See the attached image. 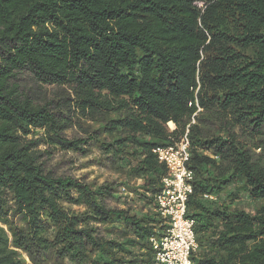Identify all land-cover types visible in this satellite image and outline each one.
Returning <instances> with one entry per match:
<instances>
[{"label": "trees", "instance_id": "obj_1", "mask_svg": "<svg viewBox=\"0 0 264 264\" xmlns=\"http://www.w3.org/2000/svg\"><path fill=\"white\" fill-rule=\"evenodd\" d=\"M186 129L192 263L264 264V0H0V264H153V150ZM90 146L148 210L45 167Z\"/></svg>", "mask_w": 264, "mask_h": 264}, {"label": "built area", "instance_id": "obj_2", "mask_svg": "<svg viewBox=\"0 0 264 264\" xmlns=\"http://www.w3.org/2000/svg\"><path fill=\"white\" fill-rule=\"evenodd\" d=\"M169 129L172 131L174 127ZM187 135L188 129L177 142L153 150L158 162L166 168L161 191L153 199V211L161 222L156 235L149 239L153 264H193L191 256L198 249L194 221L186 217L194 179L193 172L187 168L190 158Z\"/></svg>", "mask_w": 264, "mask_h": 264}, {"label": "rangeland", "instance_id": "obj_3", "mask_svg": "<svg viewBox=\"0 0 264 264\" xmlns=\"http://www.w3.org/2000/svg\"><path fill=\"white\" fill-rule=\"evenodd\" d=\"M20 84L22 87L31 89L33 93L35 92L34 83L28 74L20 77ZM53 93V87H42L41 90L36 91L35 97L42 98L46 96L47 99H50ZM210 129L216 130V128L211 127ZM75 134L76 132L67 131L65 136L73 138L76 136ZM260 153L259 150L256 151V154ZM45 167L55 176L72 177L93 186L98 187L103 184H113V197L105 201L107 207L110 209L128 210L130 213H140L148 210L146 207L143 208L142 200L134 192V189H137L141 181L131 180L125 174V171L116 169V167L110 165L101 155V152L94 146H90L84 154L55 151L46 161ZM235 205L245 212H253L256 207V203L246 197L240 199ZM23 258L29 264L28 259L25 256Z\"/></svg>", "mask_w": 264, "mask_h": 264}, {"label": "bare ground", "instance_id": "obj_4", "mask_svg": "<svg viewBox=\"0 0 264 264\" xmlns=\"http://www.w3.org/2000/svg\"><path fill=\"white\" fill-rule=\"evenodd\" d=\"M169 127H170V128H173V124L170 123V124H169Z\"/></svg>", "mask_w": 264, "mask_h": 264}]
</instances>
